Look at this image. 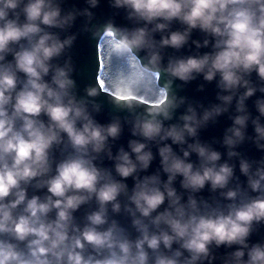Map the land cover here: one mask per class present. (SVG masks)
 Wrapping results in <instances>:
<instances>
[{"label":"clouds","instance_id":"clouds-1","mask_svg":"<svg viewBox=\"0 0 264 264\" xmlns=\"http://www.w3.org/2000/svg\"><path fill=\"white\" fill-rule=\"evenodd\" d=\"M62 3L0 0V264H264V243L248 242L264 223V158L236 150L249 140L264 151V97L254 102L255 117L246 105L257 91L264 94V0H109L132 27L112 18L94 23L100 0H85L82 9ZM80 17L81 28L71 32ZM173 22L182 27L172 30ZM194 30L204 38L192 39ZM80 33L111 41L113 56L136 57L163 85L130 87L126 98L111 87L109 103L126 115L99 123L96 98L106 89L87 85L80 95L73 78L71 49ZM190 42L194 54L169 55L164 63L165 49L179 52ZM200 76L216 82L217 103L205 107L178 95ZM224 114L232 124L218 141L227 155L221 162L222 153L199 133ZM249 122L254 136L247 135ZM125 125L135 139L113 154ZM153 147L160 167L141 175L156 158ZM104 159L113 167L102 166ZM206 186L218 197L199 196ZM30 187L46 193L29 197ZM93 202L78 222L74 213ZM110 213L126 214L136 237ZM222 246L236 248L217 256Z\"/></svg>","mask_w":264,"mask_h":264},{"label":"water","instance_id":"water-1","mask_svg":"<svg viewBox=\"0 0 264 264\" xmlns=\"http://www.w3.org/2000/svg\"><path fill=\"white\" fill-rule=\"evenodd\" d=\"M86 6L87 5L85 3V0H63V3H62V7L64 10H69L73 7L82 9ZM92 11H94L95 16H96V20L94 21V23H97V22L103 23L105 20L112 18L114 19V22L117 26H122V27L123 26H126V27L133 26L128 20L125 19V13L123 10H119L118 14L114 15V13H116L117 10L112 9L110 7L109 0H100L99 6L96 9H93ZM83 22H84L83 17L77 18L74 27L70 31L73 33L78 32ZM171 27H172V30H177V29H180L182 26L178 22H173ZM155 38L159 39L160 34L157 33ZM203 38H204L203 34L199 32V30L193 31L192 39L202 40ZM101 40L102 38L99 41L92 39L90 33H80L78 35L77 40L75 41L73 48L71 49L72 59L76 67V72L73 74V78L77 82L80 95H83V89L87 85H97L98 87H101L99 83V81L101 80V73H102V67H103L101 49H100ZM210 50H211L210 48H202L199 51L203 53V52H207ZM195 52H196L195 46L191 45V42L189 43V45H186L179 52H176L175 50L171 48L165 49L164 63L165 64L167 63V57L169 55L187 56V55L194 54ZM143 55L144 53H140V57H143ZM7 59L11 60L12 57L8 56ZM60 62L62 63L63 61L61 60ZM160 79L161 77L157 75V81H159ZM251 79L254 83L258 82V78L255 72L252 73ZM160 83L162 86L163 78L161 79ZM175 84H183V82L177 80L175 81ZM201 84L204 85V90L198 91L197 90L198 86ZM217 91L218 89L216 87L215 81L208 83L203 80L202 76H200L196 80L183 85L182 89L178 90V95L185 96L190 101L199 102L203 104L205 107H207L211 103L218 102L216 100ZM111 92L112 90L107 89L106 93H101L96 98L97 101L103 105L102 111L98 114H95V119L101 124H107L108 122H110L113 115H117V114L120 116L126 115V113H123V112L116 113L113 110L112 105L109 103V97H108V95H111ZM262 97H264V94L257 91V93L254 96L250 97L246 101L247 108L249 112L251 113L252 117H255L258 115V112L255 109L254 102L257 98H262ZM151 103L152 101L149 100L148 104H145L144 106L145 107L150 106ZM183 112H184V107H181L180 109L177 110L176 117H178ZM230 114L232 115L235 114L234 105H233V108L230 110ZM42 119L46 120L47 118L42 117ZM175 122H177L176 118H174L172 121H167L165 123L168 124V123H175ZM261 122L264 123V117L261 118ZM231 124H232V120L229 119V114H224L217 118L216 123L214 124L210 123L206 128L201 129L199 133V139L201 140V142H207V143L212 144V146L216 150L222 153L221 162H223L224 160H227V155H226V149L222 147L218 141H222L225 129L230 127ZM247 135L248 136L255 135L254 128L251 122H249V125L247 128ZM130 139H135V137L131 136L128 126L125 125L121 137L119 138V140L115 141L113 144V148H112L113 154H115L116 151L121 146H123L125 150H128L127 145ZM213 141H217V143H213ZM168 143H171V141L169 140ZM173 149L179 153L178 146L173 145ZM236 150L240 152L243 157L249 160L259 161L262 158H264V151L258 150L256 146L249 140H246ZM152 151L154 154H156V158L151 163L147 172L141 173V175H150L154 173L160 167V158L158 156L157 149L153 147ZM179 154L182 155V153H179ZM55 155L57 159L60 158V154L58 151L55 153ZM191 161L193 162L197 161V157L195 154H192ZM229 163H234L236 165L235 176L239 177L240 183L246 187L247 178L240 173L238 160L234 159L232 161H229ZM102 166L107 167V168H112L113 162L107 159H104ZM113 175L115 176L114 171H113ZM161 175H162V179L166 180L167 178L166 175L163 173ZM116 179H121V178L116 176ZM180 179L181 178L178 177L175 183V187L177 188L178 191H181L180 184H179ZM124 182L127 183L129 189H131L134 185V181L131 177H129ZM45 193H46V189L34 190L31 187L28 189L29 197H31L33 194L43 196ZM198 195L204 197L205 199H209L213 195H216L218 197V193L216 194L211 193L209 191L208 186H206L205 189L202 190V192H200ZM252 195H255V194L253 193ZM120 199L123 201L124 197H120ZM185 199H186V196H185ZM95 207L96 205L94 202L91 206H87V205L82 206L76 213H74V216L77 218L78 222L82 223L85 212L91 209H94ZM163 207L164 206H161V210H163ZM110 215L112 214L110 213ZM112 218L117 220L121 226L126 228L131 233V236L133 239L136 237L137 233L131 227V220L126 214L121 213L118 215H112ZM248 242L250 245L254 243H258V242L264 243V223H261L256 226V230L251 234ZM173 247L175 248L176 245H174ZM235 248L236 246H233V248L231 249L225 248L222 246L221 248L216 250V254L217 256H222L227 252L235 250ZM215 264H220V261L217 260Z\"/></svg>","mask_w":264,"mask_h":264},{"label":"trees","instance_id":"trees-1","mask_svg":"<svg viewBox=\"0 0 264 264\" xmlns=\"http://www.w3.org/2000/svg\"><path fill=\"white\" fill-rule=\"evenodd\" d=\"M103 38L101 40V56H102V73L101 80L117 81L137 78V89L153 90L157 87V76H146L143 68L140 65V61L136 57H129L126 61L123 58L113 56V51L109 52L110 45H106ZM144 74V75H141ZM111 90V88H109ZM121 89L116 87V92L121 93ZM126 93V92H125ZM151 101V100H150Z\"/></svg>","mask_w":264,"mask_h":264},{"label":"snow or ice","instance_id":"snow-or-ice-1","mask_svg":"<svg viewBox=\"0 0 264 264\" xmlns=\"http://www.w3.org/2000/svg\"><path fill=\"white\" fill-rule=\"evenodd\" d=\"M106 45H110L109 52L113 51V44L111 41H105ZM144 75V74H141ZM100 86L102 88H105L106 90L111 87H119L122 91L120 93L122 98H126L124 96V93L128 91L130 87H137L138 79L132 78V79H126V80H117V81H106V80H100L99 81Z\"/></svg>","mask_w":264,"mask_h":264}]
</instances>
